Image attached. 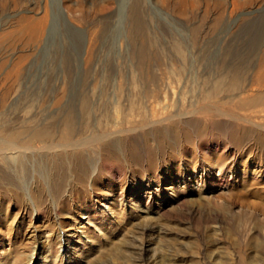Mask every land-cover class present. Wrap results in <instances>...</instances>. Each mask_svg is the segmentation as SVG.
Instances as JSON below:
<instances>
[{
  "label": "rangeland",
  "instance_id": "obj_1",
  "mask_svg": "<svg viewBox=\"0 0 264 264\" xmlns=\"http://www.w3.org/2000/svg\"><path fill=\"white\" fill-rule=\"evenodd\" d=\"M232 1L0 0V264H264V0Z\"/></svg>",
  "mask_w": 264,
  "mask_h": 264
},
{
  "label": "bare ground",
  "instance_id": "obj_2",
  "mask_svg": "<svg viewBox=\"0 0 264 264\" xmlns=\"http://www.w3.org/2000/svg\"><path fill=\"white\" fill-rule=\"evenodd\" d=\"M250 4H252V2H249V3H241V2H237V1L233 0L231 2L230 13H233L234 11H236L238 9H241L243 7H246V6L250 5ZM223 6H224L223 0H212V2L206 3V5L204 6V9L202 10L201 14L198 15V24L204 23L207 20L208 14L211 15V19H210L211 20V23L215 24L219 20V18L221 16ZM185 14H186L187 20H191L195 16L194 15V12H192V11L191 12H187ZM223 81H224L223 84L226 86L225 89L230 90V91H233V90L237 89V87H235V85H234V83H233L232 80L231 81L228 80L227 82L225 80H223ZM255 82H256V84L259 87H263L264 88V61H263L262 69L260 70V73L258 75H256ZM255 102H264V93H259V94L255 95L254 98L249 99L247 101L248 104H253ZM207 115L208 114H206V116ZM207 124H211V122H207ZM226 124H227V126H226L227 129H230V130L234 129V127L231 124H229V123H226ZM216 126H218V125H216ZM207 131L209 132V134L208 133H206V134L207 135H210L212 137H215V136H218V135H220V136L222 135L221 128L220 127L217 130L218 133L216 131V134L215 133H211L212 131H210V130H207ZM240 143L241 142H239V141H235V146L236 147H239L240 146ZM253 144L254 145H258V146H259V144H263L264 145V135L263 134H256ZM251 207H252V210L254 212H257L258 214H263L264 213V203H262L261 201L260 202H256L255 204H252ZM250 217H254V216L253 215H250ZM258 248L261 249L264 252V242H261L260 245H258ZM238 249L240 250L239 255H238V260H237L238 261V264H249V263H247L248 255L244 251V246L241 245V246H239Z\"/></svg>",
  "mask_w": 264,
  "mask_h": 264
}]
</instances>
